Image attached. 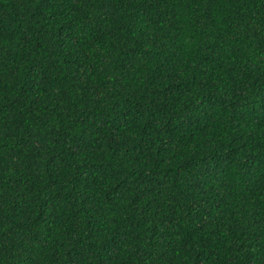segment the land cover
<instances>
[{
	"label": "trees",
	"instance_id": "trees-1",
	"mask_svg": "<svg viewBox=\"0 0 264 264\" xmlns=\"http://www.w3.org/2000/svg\"><path fill=\"white\" fill-rule=\"evenodd\" d=\"M0 264H264V0H0Z\"/></svg>",
	"mask_w": 264,
	"mask_h": 264
}]
</instances>
